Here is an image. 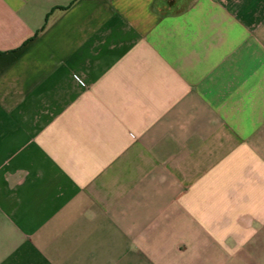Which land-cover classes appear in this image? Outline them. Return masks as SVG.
<instances>
[{
    "label": "crops",
    "instance_id": "crops-1",
    "mask_svg": "<svg viewBox=\"0 0 264 264\" xmlns=\"http://www.w3.org/2000/svg\"><path fill=\"white\" fill-rule=\"evenodd\" d=\"M0 264H264V0H0Z\"/></svg>",
    "mask_w": 264,
    "mask_h": 264
}]
</instances>
